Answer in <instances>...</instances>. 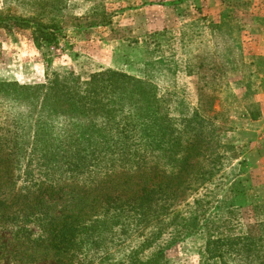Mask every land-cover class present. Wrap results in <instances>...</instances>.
I'll return each instance as SVG.
<instances>
[{"label":"rangeland","instance_id":"obj_1","mask_svg":"<svg viewBox=\"0 0 264 264\" xmlns=\"http://www.w3.org/2000/svg\"><path fill=\"white\" fill-rule=\"evenodd\" d=\"M0 15L56 30L46 39L35 27H0V210L34 209L22 226L27 241L12 247L11 231L0 227L9 239L0 245V264L53 263L33 256L45 251L37 245L44 229L72 226L79 217L67 235V264H264V147L260 133H242L264 94V0H0ZM212 65L222 71L220 82ZM197 103L207 125L214 123L213 148L230 145L228 157L246 158L220 172L242 179L236 190L246 203L235 229L260 236L246 246L217 236L209 242L211 223L181 234L179 223L190 216L185 208L174 220L131 208L134 163L119 165V152L144 154L141 165L159 168L163 145L156 137L184 134ZM141 122L145 134L137 138L133 126ZM66 203L86 210L73 213L61 208ZM62 212L70 217L56 220ZM217 228L225 235L231 225ZM16 248L20 253L11 255Z\"/></svg>","mask_w":264,"mask_h":264},{"label":"trees","instance_id":"obj_2","mask_svg":"<svg viewBox=\"0 0 264 264\" xmlns=\"http://www.w3.org/2000/svg\"><path fill=\"white\" fill-rule=\"evenodd\" d=\"M34 22V23H33ZM0 27L10 29L12 27L19 29H31L33 27L34 31L37 32L41 37L53 38L56 34V30L53 29V25L42 24L39 22L32 21L27 18L0 15ZM38 35V37H40ZM1 54V52H0ZM202 64H199V68ZM209 70H213L217 82L221 81L222 71L216 66H209ZM115 73V72H113ZM116 76L121 79H126L127 81L135 80L134 77L127 75L125 73L117 72ZM137 82L142 83L141 80ZM136 82V83H137ZM226 97L232 98L231 93H226ZM135 99H138L136 97ZM200 102V100H199ZM207 103H209L207 101ZM201 108L200 103L192 110V116L184 120L183 133L181 131L171 130L172 137H163L162 133L159 132L157 140H161L163 147L159 150V157L161 165L156 166H144L140 162L145 159L144 154L140 157H133L129 152L120 151L122 153L123 159H119V165L121 163H126L130 160L134 164L131 165V172L129 173L127 180H130L134 189H131L130 204L131 208L137 210L140 214L146 217L159 214H175L173 220L177 219L176 214L182 213L185 208L190 216L187 221L180 222L185 228L181 234H191L200 226H206L207 223L216 224L212 232L208 231V241L213 242V237H218L219 241H226L233 245L246 246L254 240H259L260 236L252 237L246 234L244 231H236V227H239L237 223L239 209L241 206L245 205L246 198L243 196L245 194L242 190H236L237 184L240 185L242 179L234 181L230 173L220 174L222 169L228 168L232 171L234 167L239 165H244L246 163L245 159H239L237 153L233 152V155L228 157L226 152L232 150V146H224L225 151H217L213 148L212 138L214 123L207 125L208 121L205 120L199 110ZM248 113H250L248 111ZM250 115V114H249ZM259 115L256 114L251 118H257ZM138 129L133 126L134 133L137 135L135 137L141 138L142 134H145V123L141 122ZM192 130H195L192 132ZM173 132V133H172ZM169 136V135H166ZM160 138V139H159ZM127 158V159H125ZM163 160V162H162ZM236 160L234 166H231V161ZM121 162V163H120ZM230 167V168H229ZM122 174H119V176ZM244 180V179H243ZM234 181V182H233ZM202 189L201 197H194L198 194V190ZM232 194L230 198L229 194ZM241 193V195H237ZM220 196V198H218ZM213 201H215L216 210L212 213V216H206L208 210L211 208ZM258 202L249 203L253 210ZM37 205L43 207L47 204L46 200H42L36 203ZM61 208L69 209L73 213L78 212L81 209L79 203L74 204H64ZM77 209V210H76ZM67 212L58 213L55 216L56 220L61 218H69L70 216H64ZM89 213V211H88ZM34 214V209L32 206H26L20 211H15L9 213L5 210H0V227L3 229H8L11 231V238H5V234L0 237V245L5 246L7 242L14 247L13 241H19L22 238H30L29 235H22L23 224L32 221ZM47 215V214H45ZM64 216V217H63ZM44 219V216H42ZM54 218V216H52ZM72 218V217H71ZM37 218L36 220H39ZM78 220V221H77ZM79 217L72 221V226H61V225H51L49 224V229H44V235L42 236L41 243L37 244L42 246L45 251L37 252L33 256L43 255L45 258H51L54 260L51 264H67V251L68 244H72L67 241V235L69 232L75 230V226H79V221H83ZM226 223L231 225V229L226 231L227 233L221 234L217 230L218 225ZM16 225V229L9 228ZM221 234V235H218ZM5 238L2 242L1 240ZM216 241V239L214 240ZM244 242V244H241ZM241 244V245H240ZM7 250V249H6ZM11 255L16 256L20 251L16 249L10 250ZM2 255H0L1 257ZM56 256V257H55ZM58 261V262H57ZM42 264V263H40Z\"/></svg>","mask_w":264,"mask_h":264},{"label":"crops","instance_id":"obj_3","mask_svg":"<svg viewBox=\"0 0 264 264\" xmlns=\"http://www.w3.org/2000/svg\"><path fill=\"white\" fill-rule=\"evenodd\" d=\"M264 94H259L256 98L260 103L259 113L257 118H251L249 113L247 115L248 118L245 119L247 123L245 124V128L243 129L242 133L244 134V138L254 139L255 135L264 130Z\"/></svg>","mask_w":264,"mask_h":264},{"label":"built area","instance_id":"obj_4","mask_svg":"<svg viewBox=\"0 0 264 264\" xmlns=\"http://www.w3.org/2000/svg\"><path fill=\"white\" fill-rule=\"evenodd\" d=\"M259 142L264 147V130L260 134Z\"/></svg>","mask_w":264,"mask_h":264}]
</instances>
